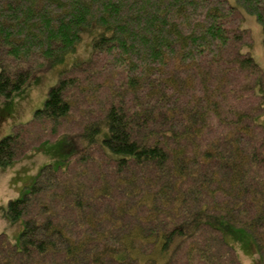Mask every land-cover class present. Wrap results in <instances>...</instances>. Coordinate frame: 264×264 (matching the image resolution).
I'll use <instances>...</instances> for the list:
<instances>
[{
	"label": "trees",
	"instance_id": "obj_1",
	"mask_svg": "<svg viewBox=\"0 0 264 264\" xmlns=\"http://www.w3.org/2000/svg\"><path fill=\"white\" fill-rule=\"evenodd\" d=\"M234 1L264 35V0ZM240 22L228 0H0L6 99L100 28L0 139L4 169L76 125L71 155L9 201L23 228L19 246L0 234V264H241L212 215L264 262V77Z\"/></svg>",
	"mask_w": 264,
	"mask_h": 264
},
{
	"label": "rangeland",
	"instance_id": "obj_2",
	"mask_svg": "<svg viewBox=\"0 0 264 264\" xmlns=\"http://www.w3.org/2000/svg\"><path fill=\"white\" fill-rule=\"evenodd\" d=\"M228 1L240 13L241 27L246 28L251 36V42L244 50L251 54L264 77L263 27L253 15L247 13L234 0ZM99 31L100 28L95 25L84 27L76 51L69 54L63 63L33 73L12 97L6 99L0 96V139L12 132L14 124L28 122L33 112L43 107L49 88L58 82V72L89 61L93 40ZM258 92L263 96L264 101V86L258 88ZM260 121L264 126V119ZM65 127L67 131L58 130L60 137L57 139L55 134L48 136L50 141L39 145L40 148L37 144L10 167L4 169L0 167V234L4 233L16 246H19V234L23 224L21 220L9 219L7 214L9 201L21 198L28 191L43 166L51 164L55 168L59 167L76 149L72 140L65 136L66 133L72 135L76 125L68 124ZM204 221L222 233L226 243L234 248L241 264H264L252 236L245 229L236 227L220 215L204 217Z\"/></svg>",
	"mask_w": 264,
	"mask_h": 264
}]
</instances>
